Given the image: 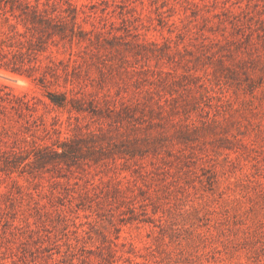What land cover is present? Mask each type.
Segmentation results:
<instances>
[{
	"label": "rangeland",
	"instance_id": "rangeland-1",
	"mask_svg": "<svg viewBox=\"0 0 264 264\" xmlns=\"http://www.w3.org/2000/svg\"><path fill=\"white\" fill-rule=\"evenodd\" d=\"M0 264H264V0H0Z\"/></svg>",
	"mask_w": 264,
	"mask_h": 264
},
{
	"label": "trees",
	"instance_id": "trees-1",
	"mask_svg": "<svg viewBox=\"0 0 264 264\" xmlns=\"http://www.w3.org/2000/svg\"><path fill=\"white\" fill-rule=\"evenodd\" d=\"M33 13L35 14V16L41 15L39 11H33ZM52 96V100L54 103L58 104V105H63L65 102V97L63 94L60 95H56L53 94Z\"/></svg>",
	"mask_w": 264,
	"mask_h": 264
}]
</instances>
